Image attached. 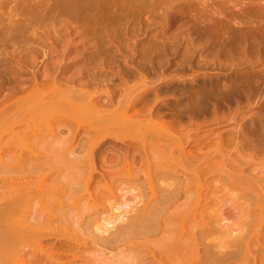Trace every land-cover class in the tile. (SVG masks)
<instances>
[{
	"label": "rangeland",
	"instance_id": "rangeland-1",
	"mask_svg": "<svg viewBox=\"0 0 264 264\" xmlns=\"http://www.w3.org/2000/svg\"><path fill=\"white\" fill-rule=\"evenodd\" d=\"M235 1H237L236 7L239 10L241 8V12L235 10V4L232 3ZM221 2L223 3L221 4ZM250 2L253 4L251 7L249 6ZM231 5L234 6L233 10L236 13L230 9ZM134 6L133 12L137 11L131 13ZM220 7L224 8L223 12ZM127 8L125 13L126 10L129 11L127 13L129 18L131 14H133L131 18L138 12L141 14V16L138 14L135 17L137 22L131 19L132 22L129 23V25L131 24L130 30L133 29L135 32L139 29L142 30L136 32L138 37L132 39L125 36L124 28L128 24L125 21L112 19L111 16L110 21L113 25L109 19L107 21L110 25L106 23L110 30L118 33L120 40L105 44L103 49L101 47L102 50L99 48L98 52H94L97 49L94 44H90V47L79 44L81 38L76 36L77 38H73V41L74 44L80 45L79 53L76 55L71 52L64 63L73 65H71V69H68V73L66 72L67 77L75 75L79 70L81 73L83 70L81 73L83 76H79V78L76 76V83L73 84L75 87L77 86L81 90L87 89L85 92L94 97L95 102L100 106L107 104L111 98L112 104H109V107H116L118 111L111 114L112 117L110 116L111 118L106 120L92 116L87 111H80L81 108L79 111L71 112L65 102L67 105L65 108L66 110L68 108L69 111L58 109L61 106H56V110V107H49L50 111L52 110L49 112L53 115L50 113L48 115L45 111L44 114L41 113L43 115L41 117L37 108L42 104L41 99L43 98H41L42 96H39L41 99L37 97L39 92L35 88L34 99L37 97V102L34 100L36 104L33 103L32 96L31 105L35 106L32 112L38 111V115L31 112V134L33 129H36L33 130V133L44 129V132L46 130L50 132L53 128L58 129L62 125L66 127L70 124L69 126L76 127L77 123L82 128V134L77 140L72 141L73 152L71 151V153L73 155L70 153L65 158L64 152V155H61L62 158L60 155L58 156L61 153V148L60 152H56L54 147L50 148V143L47 145L43 141L41 142L42 137L38 140L37 137L33 139L32 135L31 142H27L31 145L21 142L23 146L19 143L18 148L13 149L15 151L11 150L7 154L4 152L5 155L0 151V157L10 156L9 158L12 160L17 156L19 158L22 154L26 156L31 149V171H33V173L31 172V191L35 194L41 190L45 191L46 194L41 199V203L54 208L61 200L64 201L63 205L65 206L72 205L76 200L67 201V199L70 198L71 191L78 188L76 202H78V206L80 204L79 208L81 206L85 208H80L82 214L86 211L87 214L93 213V210L95 212L96 209L101 212L105 205H109V202L113 201V204L116 205L118 198V203H124L123 206L126 204L123 209L121 208L122 212H127L128 208L136 207V205L142 207L148 203L156 204L160 202V196H163L162 193L167 189L178 188L180 190L179 188H184L181 189L183 191L180 190V192H184L190 184V195L180 197V201L177 200V204L175 202L176 209L173 208L174 206L172 207L173 201L171 206L170 203L166 205L171 207L170 211L173 208L174 214H178V217L176 216L178 222L185 220L186 214H188L187 210L191 211L192 207L195 208L196 204L194 203L199 201L200 209L196 206V209L190 214L192 217L201 210L200 213L204 216L202 217L198 213L199 216L210 221L214 219L215 215H218L216 211L219 210L220 216H224V219L227 221L235 219L240 224L241 234L239 235L241 237L243 235L248 240L253 235L255 259L247 260L246 253H243L241 264H264V18H260L264 16V0H172L162 6L163 9L157 13L156 17H153L155 15L149 11L150 9H147L148 12L145 8L139 11L137 3L133 4V7L131 6L132 9L130 6ZM245 9L249 11L248 17ZM143 10L147 13L145 11L141 13ZM250 10L251 14H249ZM113 12L115 13V10ZM252 13H255V16L256 13H259L260 16H256L257 20L252 21L255 17L252 18ZM166 14L169 15L168 23L167 20L163 21L165 18H162L166 17ZM152 20H155L154 23ZM119 23H122L121 26ZM146 24L150 27H147ZM101 27L98 25L96 31L101 33ZM45 29L47 27L44 28V31ZM45 46L51 48L48 42ZM84 52L89 56V61H86L87 56L83 58ZM54 59L56 60L53 58L51 61ZM87 63L91 65V67H87L88 71L91 68L90 73L96 74V77L102 79L103 83L85 86V83L89 82L85 68ZM83 65L86 66L83 67ZM26 85H31V93L35 92L32 90L34 88L32 73L31 84ZM51 87L53 89L46 87L41 91L48 90L45 93L50 95L51 92H48L54 91V86ZM51 97L53 96L50 95V99ZM52 100L54 98L49 102ZM53 102L57 103L56 100ZM53 102H50L51 106L54 104ZM138 102L139 111L133 109L134 105H137L135 103ZM62 103L61 105L64 104ZM132 106L134 107L132 108ZM135 111L138 112L137 116H134ZM57 113L62 117L54 116ZM137 119L139 123H137ZM73 120H76V123ZM67 142L65 145L72 147L71 141L69 140V145ZM56 146L60 145L56 144ZM36 153H41L42 156L38 154L40 157L38 155L36 157ZM71 155L79 156L78 160L81 164L77 166L80 167L78 169L80 173H74L76 169L70 168L68 162L70 163L73 158ZM12 161L14 162V160ZM127 171L131 174L128 175L130 177L126 175ZM58 172L62 175L60 176ZM43 173L49 174V178L44 179ZM74 174L81 175L76 180ZM89 175L92 176L91 181L88 180ZM60 177L64 185L61 191L64 192L57 193L55 187L60 184ZM255 177L256 179H254ZM118 178H122V180ZM252 180H257L258 183ZM176 182H178V186H174L173 183ZM115 183L122 185L117 186ZM114 184L117 187H114ZM0 185L4 186V183H0ZM123 186L129 190H125V194L121 190L125 189ZM118 187H121V191H118L123 195L116 191ZM113 188H117L113 193L117 192L116 194L119 196L127 198L128 204L125 200L123 203L121 202L123 197L117 196V198L115 193L111 195L112 191L110 190ZM206 194L207 197H205ZM200 195L201 199L199 200ZM111 196H115V198ZM74 197L76 196L72 198ZM218 197H222V200L225 199L223 208H218L216 205ZM128 198L132 201H129ZM204 198L206 199L204 200ZM35 199L38 198L35 197ZM151 199H156L155 201L158 199V201L155 202ZM67 202L73 203L67 204ZM186 202L190 204L186 206L184 204ZM103 205L104 207H102ZM127 205L129 206L126 207ZM202 205L207 208L205 209ZM180 210L184 211L181 213ZM196 210L197 212H195ZM97 211L95 214L98 213ZM167 211L169 210L164 208L163 213L160 212L159 216L161 218L170 216L168 219L174 216V214H170L173 212L167 214ZM87 214H84L85 217L88 216ZM84 215L81 217L85 218ZM190 215L187 219L191 220ZM200 217L198 220H201ZM111 223L105 225V228L111 230L117 225V222ZM63 225L59 227L62 229ZM176 226L177 223L175 228H170L166 234L169 240L176 239V235L179 236L180 233L182 235L186 233L185 227L184 230L181 225ZM66 227L63 230L68 231V227ZM73 228L69 229L75 231ZM65 231L59 232L61 234ZM74 231H71L72 234ZM62 234L64 235L66 232ZM72 234L67 232L68 237H71ZM171 237L172 239H170ZM53 240L56 241L55 238L48 241L42 240V242H38V245L29 242V248L27 247L26 250L30 256L35 253V255L42 254L46 257L50 253L49 256L50 258L53 256V261L54 258L58 260L61 255L53 252L54 249L50 248L51 246H46ZM83 241L87 240L84 238ZM47 251L48 254H46ZM1 261L2 255L0 254ZM71 263L84 264V261L74 260Z\"/></svg>",
	"mask_w": 264,
	"mask_h": 264
},
{
	"label": "bare ground",
	"instance_id": "bare-ground-1",
	"mask_svg": "<svg viewBox=\"0 0 264 264\" xmlns=\"http://www.w3.org/2000/svg\"><path fill=\"white\" fill-rule=\"evenodd\" d=\"M169 1L171 2L172 0H0V151H2V154L4 152L6 154L9 151L11 152V150L19 146V143L21 142H31V137L33 136V139L37 137L38 140H40L42 137L41 142L43 141L44 144L47 145L50 143V148L52 149V147H54V150L56 152H60L59 149L61 148V153H57L58 156H61L62 154L64 155L65 152V157L66 155H70L71 151L73 152L72 141L77 140V138L82 134V128L79 124L76 123V120H73L76 123H74L76 127L74 125H72L71 127L69 126L70 124L67 126L64 124L66 127H63V125L61 126L64 128H62L63 131L62 129H60L61 127H58V129L53 128V130L50 132L49 130L48 132L47 130L44 132L45 129L38 130L36 132H40L41 134H37L33 133V130H36L33 129L31 134V112L35 108L33 104L32 108L31 102H37V97L39 99L43 98L41 99L42 104L41 102H39V104H41L42 106L39 105V107L37 105L39 115L41 113L44 114L45 111L49 115V113L52 111H50L49 107L61 106L58 107V109H62L65 111V107H67L68 105L71 112L79 111V108H81L80 111H87L92 114V116L94 115L106 120L107 118L110 119L112 117L111 114L118 111L116 107H109V104H112V99L109 98L110 100L107 104L100 106L97 102H95L94 97L85 92L87 90L85 86L103 83V81L101 82L102 79L100 80L96 77V74L90 73L91 68L88 71L87 67H91L90 64L88 65L89 62L86 64L87 66L83 65V67L86 66L85 68L87 70L86 72L88 73L87 76L89 78V82L85 83L86 85L84 86L86 90H81V88H78L77 86L75 87L73 85L74 83H76V76H78L77 78H79V76H83L81 74L83 70H81V73L79 70L75 75L72 74L74 76H68L69 78L65 75L68 69H71L73 66L72 63H69V65H66L67 63L64 64L67 58H69V54L73 52L77 55L80 50V45L74 44L73 40L77 38L76 36H78L79 38H81V42L79 44L85 46L87 45L88 47H90V44H94L96 47H93L97 48V51L95 50L94 52H98L99 48L101 49V47L103 49V45L105 44L107 45L110 42L114 43L117 40H120L118 37V33L110 30L107 25V23H111V16L112 19L125 21L128 25L127 27L126 25H123L126 27L124 28V35L134 39L136 36L138 37V35H136V32L142 30L139 29L136 30V32L135 30L133 31V29L130 30L129 26L131 24L129 25V23L132 21H136L135 17H137L140 12H138L137 15L133 18H131V16H133V14H131L129 18V15L127 14L129 11L127 12L126 10L125 13V9L129 6L131 8V6L133 7V4L137 3L139 11L144 8L146 9V11L147 9H150L149 11L152 12L153 15H155L153 17H156L157 13H159L161 9H163L162 6ZM236 2L237 1L232 2L235 4V7L231 5V10H233L234 8H236V11L239 10L236 7ZM222 3L223 2H221V4ZM225 4H227V2ZM251 5L253 4L250 2L249 6L251 7ZM135 6L134 9L131 8V13L137 11L136 10L133 12V10H135ZM223 6L225 8L224 4ZM224 8H221L222 12ZM261 9L263 10V8ZM113 10H115V13L113 12ZM144 11L145 10H143L141 13H143ZM146 11L145 13L148 12ZM233 11L230 12L232 13ZM248 12L249 11H246L247 17ZM251 12L252 11L250 10L249 14H251ZM256 14L260 16L259 13ZM150 15L149 17H151ZM158 16L160 17L159 14ZM165 16L166 17H162L165 18L163 21L167 20L168 23L169 15L167 16L166 14ZM253 16H255V13L252 15V18ZM256 16L252 21L257 20ZM260 18H264V16ZM108 19L109 22L107 21ZM152 21L154 23L155 20ZM111 24L113 25V23ZM121 24L122 23H119L120 26ZM98 25L102 26V29L100 31L101 33H99V31H96ZM46 27L47 29H45L44 31V28ZM147 27H150V25ZM39 29L41 32L39 31ZM46 42L51 45V48H47V46H45ZM101 54L100 57L102 56ZM82 56L83 58H85L87 54L84 52ZM53 58H56L57 61L55 59V62L54 60L51 61V59ZM88 59L89 56H87L86 61L90 60ZM31 73L34 79V88H32V90L35 91L37 89V92H39L36 99H34V95L36 96V91L31 93V85H26L28 83L31 84ZM26 77L28 78L25 79ZM50 85L54 86V91L51 90L48 93L51 92L50 95L53 96L51 97V99L54 98V100H56L58 104L60 103L59 105H56L57 103L53 102L54 100H52L50 102H53L54 104L52 103L53 105L51 106L49 102V100H51L50 95L45 93L48 90L43 92L41 91L46 89V87L47 89H53V87H51ZM42 93L43 95L46 94L47 96H43ZM39 96L42 97L40 98ZM61 102H63L64 104L62 103L63 105H61ZM65 102L67 103V105L65 104ZM135 104L137 105H134L135 107L132 106V108L134 107L133 109L139 111V108H137L139 102ZM43 106L46 109H44ZM57 107L55 108V110L57 109ZM38 111L34 113V110L32 113L38 115ZM195 111L196 109L194 110V112ZM59 113L54 114V116L56 115L57 117H60L61 115H58ZM136 113L138 114V112L135 111V114ZM135 114L134 116H137V114ZM50 115L53 114L50 113ZM40 116L42 117L43 115L41 114ZM128 120L126 119V121ZM137 123H139V120ZM69 140L71 141L70 143L72 147L66 146L67 141L68 145L70 144ZM22 143L21 145L23 146ZM157 143L160 144V142ZM56 144L62 147L58 146V148ZM29 145H31V143ZM151 146L153 147V145ZM55 147L57 148L55 149ZM38 154L36 153V157L41 155V153L39 155ZM21 156L19 158L17 156L15 159H12L14 160V162L10 160V156L7 157L9 159H7L5 156L0 157V183H4V186L0 185V254L2 255V261L0 262V264H72L71 261L74 260H83L84 264H241L243 253H246L247 260L255 259L253 248L254 242L252 237L253 235H251L250 239L248 240H246L247 238H245V236L243 237V235L241 237V235H239L241 234V230L239 231L240 224L235 219H228L229 221H227V219H224V216H220V211L218 209V211H216L218 215H215L214 219L210 221L204 220L205 218L202 219L200 217L201 215L202 217L204 216L200 213L201 210L200 212H198L199 214H201L200 216L198 213V215L196 214L197 218H195L196 216L192 217L190 215L191 213H193L192 211L196 209V206H199L201 195L198 200L199 202L197 201L198 203H194L196 204L195 208L192 207L193 209H191V211L189 212V209L187 210L188 214H186V217L188 218L190 215V218L192 217L191 220L185 217V220H181V222H178V220L176 219L178 217V214H174L175 211H173V208L176 209V201H180V197L190 195V184L188 185V187H186L187 189L184 192H180V190L184 188H179L180 190H178V188L172 190L167 189L166 191H164V193H162L163 196H160V202H157L158 199L157 201H155L156 199H151L157 203H148L147 205L143 204L144 206L142 207H138L136 205V207L134 206L133 208H128L127 212H122L123 207L126 205L125 204L123 206V202L124 200L126 202L127 198L121 196L123 194H121L120 191L122 190V193L125 194L124 191L128 190V188H126L125 186H123L125 187L124 190H120L121 187H118V189L113 188L110 190L112 191V193L114 189H117L116 191L120 190L118 192L119 194H121L120 196L124 198L123 201H121L123 204H120V202L118 203L119 198L117 196H119V194H116L117 192H114L116 194V197L118 198V201L116 199L118 205L113 204L114 202L111 200L112 202L108 201L109 205L107 206L109 207L107 208V206L105 205V208H102L101 212H98L96 209L95 212L97 211L98 213L95 214L93 210V213H89V215L87 214V211L85 213L83 210L84 213L82 214V209L85 208H82L81 206L80 208L82 209H80V204L78 206V202H76L78 198V188L72 190L70 198L67 199V201L76 200L74 203L69 202L73 203L72 205L67 202L69 206H65L63 205L64 201L61 200L62 202L60 201L59 204L57 203L58 205H56V209L54 205L53 208L51 206H47L44 203H41V199L44 197L46 192L41 190L35 194L31 191V172L33 173V171H31V149L26 156ZM71 156L69 157L71 158ZM76 156H72L73 158L70 163L68 162V164H70V168L76 169L74 173H80V171H78L80 167H78L77 165H80L81 162H79L80 160H78L80 159L78 158L79 156ZM16 159L17 161H15ZM128 172L129 171H127L126 173ZM59 174L60 176L62 175V173ZM42 175L44 179L49 178V174L47 173H43ZM74 175L77 180L78 176L80 177L81 174ZM126 175L128 176L131 174L128 173ZM155 176L157 177V174ZM88 177V180L91 181L92 176L89 175ZM118 179L122 180V178ZM254 179H256V177ZM252 181L256 182L255 180ZM117 182L120 181L117 180ZM62 183L63 182L61 179V185L59 184L57 187H55L56 189L53 188L57 193L64 192L63 190L61 191V189L64 188V185ZM256 183H258V181ZM173 184L174 186H178V182ZM116 185L114 187H117L120 184L117 186ZM112 193L111 195H114V193ZM72 195L76 197L72 198ZM35 197H37L38 199H35ZM111 197L115 198V196ZM205 197H207V194L205 195ZM129 199L130 198H128V200ZM205 199L206 198H204V200ZM223 200L225 201V199ZM223 200L222 197H218L216 200L218 204H214L218 205V208H223V204L225 203ZM129 201L132 200L130 199ZM172 201L174 205H172ZM214 201L212 200V202ZM167 203H170V206L172 205V207L174 206L172 208V211H170L169 209L171 208L170 206H166L169 205ZM184 204L188 206L190 203L186 202ZM128 206L129 205H127L126 207ZM202 206L205 207V205ZM102 207H104V205ZM164 208H167L169 210L167 211V214L173 212L170 214H174L175 220L174 216L171 217L173 218L172 220L171 218L168 219V217L170 216H167L165 218H161V216H159L160 212L161 214L163 213L162 210L164 211ZM180 208L182 209V207ZM184 208L186 209L187 207ZM206 208L207 207H205V209ZM197 210L195 212H197ZM180 211L182 213V211L184 210ZM84 214H87L88 216L85 217ZM184 214L180 215L185 216ZM83 215L85 218L81 217ZM205 216L207 218V215ZM198 217H200L199 219L201 220H198ZM111 222H117V225H115L111 230H108L107 228H105V225ZM176 223L177 226L181 225L188 231L186 230V233L184 231L185 234L183 235L182 233H180L179 236L176 235V239L169 240V237H166V234L168 233L170 228H175L174 226ZM61 225H63L62 229L61 227H59ZM64 227H66L68 231L63 230ZM71 227H74L73 229H75V231L69 229ZM59 229L66 232V234L64 235H67V232L72 234V232L74 231V233L72 234L73 236H64L62 233L65 232H61V235L59 232L61 230ZM88 234H91L92 236H89ZM53 238H55L56 241L54 242L53 240L52 243H48L46 246H51L50 248L54 249L53 252H57L61 255V258H59L58 260H55L54 258L53 261V256L51 254L52 257L50 258V253L48 254V251L46 252V254H48L49 257L42 256V254L35 255L34 253V255L32 254V256L28 254V251L26 249L29 242L38 245V242L40 243L42 242V240L48 241L52 240ZM84 238L87 241H83ZM170 239H172V237ZM45 249L42 250L46 251L47 249Z\"/></svg>",
	"mask_w": 264,
	"mask_h": 264
}]
</instances>
